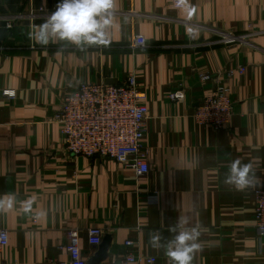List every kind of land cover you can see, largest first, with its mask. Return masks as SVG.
Listing matches in <instances>:
<instances>
[{"label":"crops","instance_id":"1","mask_svg":"<svg viewBox=\"0 0 264 264\" xmlns=\"http://www.w3.org/2000/svg\"><path fill=\"white\" fill-rule=\"evenodd\" d=\"M172 1L116 0L109 44L82 51L28 38L30 26L44 23L60 0H0V227L9 237L0 264L67 260L69 228H77L88 259L98 245L88 242L89 225L110 233L106 257L125 253L130 238L155 264H169L149 233L169 239L177 222L200 232L192 264H264L253 188L224 183L228 165L239 159L264 185V0H183L181 7ZM135 33L145 46L131 44ZM239 64L244 71L227 77L226 69ZM202 71L218 72L231 86L226 127L192 117L216 84L200 80ZM129 72L146 92L143 174L109 156L69 152L55 120L64 93L79 81L119 84ZM4 88L15 95L2 94ZM180 89L182 98L168 96Z\"/></svg>","mask_w":264,"mask_h":264},{"label":"built area","instance_id":"2","mask_svg":"<svg viewBox=\"0 0 264 264\" xmlns=\"http://www.w3.org/2000/svg\"><path fill=\"white\" fill-rule=\"evenodd\" d=\"M172 4L181 7L183 0H173ZM43 11L42 7L31 10L30 16ZM12 17H7L6 25L11 26ZM231 38H242L244 35H232ZM228 41V37H221ZM133 46H145L142 33L132 36ZM243 64L236 68H228L227 77L235 72L242 73ZM200 80L215 79L214 90L203 96L194 106L192 117L195 122L210 125L214 128L226 127L233 114L231 86L218 72L198 73ZM2 94L13 97L15 90L2 89ZM172 99L182 98V90L168 93ZM146 92L140 87L134 73L129 72L122 83L113 84L104 81H79L76 86L64 93L55 120L59 124L64 144L69 152L80 155L99 154L109 156L132 167L137 174L146 173L149 169L143 136L146 129L148 108L145 103ZM254 197V225L259 236L264 234V185H256L252 190ZM154 197V196H152ZM36 220V215H33ZM103 229L98 225L87 227L88 242L97 245L103 237ZM8 230L0 227V249L8 244ZM124 244L130 247L122 255H113L102 259L98 264H155L154 257L133 249L137 241L125 239ZM68 252L67 260H55L53 264H86L79 244L77 228L66 230V242L63 245ZM8 264V261H3Z\"/></svg>","mask_w":264,"mask_h":264},{"label":"clouds","instance_id":"3","mask_svg":"<svg viewBox=\"0 0 264 264\" xmlns=\"http://www.w3.org/2000/svg\"><path fill=\"white\" fill-rule=\"evenodd\" d=\"M116 0H60L55 11L38 27L30 26L28 38L33 44L46 46L50 42L68 43L85 51L91 46H107V31L112 23V11ZM224 183L236 191L256 187L258 180L252 165L242 164L239 159L228 165ZM8 207H11L9 201ZM0 207L3 203L0 202ZM32 210L31 202L24 211ZM171 238L165 239L157 231L149 233V243L157 251L163 250L169 264H192L194 255L200 250L196 242L200 232L186 230L180 222L170 225Z\"/></svg>","mask_w":264,"mask_h":264},{"label":"water","instance_id":"4","mask_svg":"<svg viewBox=\"0 0 264 264\" xmlns=\"http://www.w3.org/2000/svg\"><path fill=\"white\" fill-rule=\"evenodd\" d=\"M110 241V233H105L101 242L97 245L96 251L87 259L86 264H98L102 259H104L107 256V249L110 245Z\"/></svg>","mask_w":264,"mask_h":264}]
</instances>
